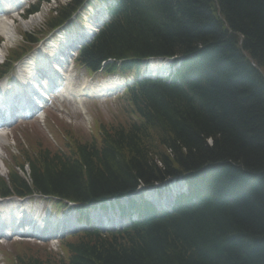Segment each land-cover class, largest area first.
<instances>
[{
	"label": "trees",
	"instance_id": "trees-1",
	"mask_svg": "<svg viewBox=\"0 0 264 264\" xmlns=\"http://www.w3.org/2000/svg\"><path fill=\"white\" fill-rule=\"evenodd\" d=\"M80 1L61 6L53 22ZM110 14L88 61L180 54L182 83L144 85L137 109L151 114L148 127L116 129L100 154L77 146L60 162L43 150L42 165L31 164L34 187L100 200L215 163L207 184L228 198L108 239L79 236L66 243V260L39 252L20 264H264V0H119ZM188 76L196 80L185 86Z\"/></svg>",
	"mask_w": 264,
	"mask_h": 264
},
{
	"label": "rangeland",
	"instance_id": "rangeland-1",
	"mask_svg": "<svg viewBox=\"0 0 264 264\" xmlns=\"http://www.w3.org/2000/svg\"><path fill=\"white\" fill-rule=\"evenodd\" d=\"M42 10L40 11L41 12V18H40V22L38 23V24H36V25H34V26H27L25 29H24V31H31L33 28H36V27H38L40 24H41V22L43 21V17L45 16V12L50 8V5L49 4H46V3H44V4H42ZM45 10V11H44ZM15 27L16 28H19V29H21V30H23V28L20 26V24H19V21H17L16 23H15ZM109 108V107H108ZM115 111H116V105H114V107L110 110V111H108V112H105L104 111V113L106 114V118H108V119H111V118H113V116H114V113H115ZM69 113H70V109H69ZM77 114L75 113V111H74V114L73 113H71V116L69 117V116H67V115H62L64 118H65V120H70L72 123V127H74V128H80L81 129V131H84V132H87V131H89L90 130V127H92V125H93V122H94V120H92V123H91V126L89 127V126H86L85 124H83L82 123V121L79 119L80 117L77 115ZM79 117V118H78ZM48 126H49V128H50V130L51 131H53L54 132V128L48 123ZM15 135H17V134H14L12 137H13V139L15 138ZM87 135V134H86ZM91 136H94L93 135V133L92 132H90V137ZM16 140V139H15ZM80 142H85L84 140H81ZM17 144H18V142H16ZM19 143H21V144H23V142H22V140H20L19 141ZM153 148H154V150L156 151L157 149H163L164 150V148L162 147V146H160L158 143H156V142H154L153 144ZM2 146V145H1ZM5 146V148H6V150H5V152L7 153V151H13L14 149H13V145H12V140H11V138H8V143H7V145H4ZM5 158H6V156H5V154L2 152V160H5ZM5 162V161H4ZM51 247H56L55 246V244L54 245H50ZM23 248L24 249H27V248H32L30 251H29V254H38L39 252H40V247H38L37 246V244H34V245H24L23 246ZM41 253V252H40ZM21 256H22V254H21Z\"/></svg>",
	"mask_w": 264,
	"mask_h": 264
},
{
	"label": "bare ground",
	"instance_id": "bare-ground-1",
	"mask_svg": "<svg viewBox=\"0 0 264 264\" xmlns=\"http://www.w3.org/2000/svg\"><path fill=\"white\" fill-rule=\"evenodd\" d=\"M8 3H9V5H10V2L8 1ZM11 4L13 5L14 4V2L12 1L11 2ZM36 19V17H32L29 21H27L26 23H30V22H33L34 20ZM11 20L10 19H3L2 21H1V23H0V30H1V33H2V36L4 37V39L5 40H12L13 38H14V35H15V29H14V26H12L13 25V23H12V25H11ZM25 27V26H24ZM0 51H1V49H0ZM49 57H51V56H44V62L42 63V65L43 66H41V64L39 65L40 66V68H42L44 71H45V74H47V75H49L50 77H53L54 79H56L55 78V72H54V70L51 68L52 66H50L49 65V63H51V62H55L54 61V59L51 57V58H49ZM31 65H36L35 64V62H34V60H32L31 62ZM49 66H50V68H49ZM152 67L154 66V65H151ZM30 67V66H29ZM35 73H38V74H42L40 71H34ZM38 74H37V76H38ZM29 76L30 77H32L33 76V71H31L30 73H29ZM17 80L19 81V83L20 84H22V85H24V86H26L27 87V89H28V94L30 93V94H32V93H34V90L33 89H31V87L28 85L30 82L29 81H26L25 80V78L23 77V76H18L17 77ZM58 80H60L59 78H58ZM56 82H57V80H56ZM25 83V84H24ZM47 84H49V80H47V82H46ZM45 87H46V85H44ZM8 87V86H7ZM109 87V86H108ZM18 88V90L17 91H19L18 93L20 94V93H23L21 90H22V88L19 86V87H17ZM3 141H0V143H2ZM216 165L217 164H213L211 167H210V170H209V176L210 175H213L214 174V171L216 170L215 169V167H216ZM0 172H2V167H1V165H0Z\"/></svg>",
	"mask_w": 264,
	"mask_h": 264
}]
</instances>
